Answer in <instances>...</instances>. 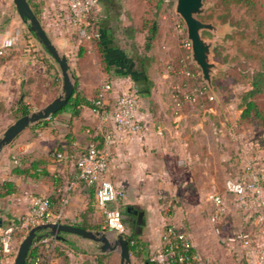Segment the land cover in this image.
<instances>
[{
	"label": "crops",
	"instance_id": "obj_1",
	"mask_svg": "<svg viewBox=\"0 0 264 264\" xmlns=\"http://www.w3.org/2000/svg\"><path fill=\"white\" fill-rule=\"evenodd\" d=\"M28 1L52 43L61 54L67 55L70 72L77 78L81 94L92 100L99 87L109 84V88L103 91V100L107 109L112 110L117 95L135 88L141 95L145 126L135 134L120 137L116 134L115 141L107 142L105 133L113 130V120L101 118L92 112L90 105L83 103L75 111L71 104H67L38 124H29L0 151V185L4 180H11L15 185L14 191L0 194V230L15 225L16 220L20 222L32 207V196L41 194L49 197L54 215L61 213L60 218L51 220L82 223L88 229L105 231L112 242L118 233L100 225L103 213L96 202L93 186L76 178L75 158L94 139L109 153L106 177L125 191V197L119 203L121 208L130 206L132 210L143 212L139 234L151 252L161 248L163 230L172 224L188 234L202 258V251L209 243L200 242L192 231L182 226L180 219L182 205H187V186H195L194 193L199 199L204 195L209 198L214 192L223 194L226 211L229 210L226 215L235 216L236 222L225 219L219 229L218 222L210 221V231L219 234L224 227L234 231V235L218 241L234 251L239 250V263V257H243L244 264H252L253 256L246 252L248 249L242 246L237 235L242 231L252 233L247 230V223L261 207L249 198L240 203L233 194L220 188L221 180L231 176L248 180L251 174H258L264 181V144L256 139L260 132L240 117L242 110L239 116H206L207 111L212 115L215 113L211 102L202 104L196 99L195 104H187L191 101L183 96L186 87L181 88L183 99L179 98L174 90L181 87L182 79L188 74L182 67L177 69L169 60L165 61V57L163 62L159 61L152 44L143 47L141 40L145 32L150 36L154 34L153 38L163 39L161 41L165 39L176 56L175 50L179 49L175 47L177 36L162 31L151 20L139 22L131 0H98L94 10L98 24L90 25V33L80 32L71 22L68 0ZM4 8L8 10L6 13ZM119 11H129V15L123 16ZM20 19L23 24L19 23ZM25 23L13 0H0V40L14 37L12 46L0 57V96L10 99L11 91L16 87L28 88L32 90L30 92L38 91L44 106L61 93L62 77L56 60L29 28L24 29ZM151 27L153 29L149 32ZM99 34L106 49L116 51L125 59L117 68L122 74L105 69L95 38ZM168 54V58L171 57ZM144 56H148L146 74L152 81L149 93L140 92L143 84L132 74L139 70ZM254 99L264 110V91ZM27 102L34 103V100L30 97ZM191 109L198 113L202 111L203 116H188ZM239 122L244 127L242 130H237ZM55 153L62 155L57 157ZM16 166L26 171L15 172ZM178 199L182 200V205H176ZM250 208L253 213L248 211ZM132 210H127V217L135 221ZM262 229L261 237L251 234L253 240L258 241L264 236ZM60 235L61 238L48 235L36 241L42 242V254L36 264H80L98 255L103 256L101 264H119L118 250L102 252L101 242L76 233L60 232ZM23 237L24 233L19 230L12 232L11 250L2 252L0 264L12 263ZM54 245L61 252L55 251ZM131 259L132 264L142 263L140 257L132 253ZM211 262L207 257L202 258V264Z\"/></svg>",
	"mask_w": 264,
	"mask_h": 264
},
{
	"label": "rangeland",
	"instance_id": "obj_2",
	"mask_svg": "<svg viewBox=\"0 0 264 264\" xmlns=\"http://www.w3.org/2000/svg\"><path fill=\"white\" fill-rule=\"evenodd\" d=\"M251 1L253 2L252 10L247 8L245 2L238 0H204L206 8L204 12L199 15V17L205 21H211L214 24H219L222 29L220 35L208 30H203L202 32L205 38L213 40L211 58L219 65V68L212 76V84L215 96H213L212 92L206 86L207 92L209 93V96H212V98L208 99L204 97L203 94L196 98L197 102L202 104L211 102L213 105V111H215V113L212 115L211 112L207 111V114H205L206 116H239L240 111L243 108L241 94L243 90L248 87L247 73L252 67L258 66L260 58L264 57V34L262 36L257 34V26L254 21L258 19L261 20V30L264 33V0ZM131 2L135 4V16L138 17L139 22H143L145 19L148 21L151 20L153 23H155V26H158L162 31L168 32L169 34H175V36H177L178 44H176L175 47L179 48L180 50L177 49L175 52L177 54L181 53V49L185 48L183 46V40L186 38V33L183 20L174 11L175 0H131ZM4 10L5 13L8 11L7 8H4ZM67 11L69 13L71 22H73L71 10L68 8ZM119 12L123 16L129 15V11L127 13H124V11ZM19 23L23 24L22 20L19 21ZM75 26L80 32H91L90 29L85 28L86 25L81 26V24L75 23ZM23 27L25 30H28V23L26 22ZM149 34L150 33L145 32V36H142V46L146 47L145 42L149 41V44H152L153 50L156 53L155 57L159 58V61L163 62L164 60H169L168 62L173 64V58H175L173 57L175 56L173 47L169 48L170 44H166L165 39L164 41H161L163 39L160 40L158 38H153L154 34L153 36H150ZM165 44L166 47L163 48ZM143 50L144 49H142V53H144ZM168 52L171 54V57L169 58H171L172 62L168 58ZM187 56L189 60L184 57H182L181 60L185 59V61L187 60L193 65L192 68L194 69L190 70L193 71L194 75L192 76L195 80L194 85L186 90L188 93L201 87L202 84L205 85V83L201 80L199 68L194 63L190 62L189 51ZM163 57H165L164 60L162 59ZM187 61L184 64L185 67L186 64L188 65ZM198 77L200 80H198ZM175 90V93H177L178 88L176 87ZM30 91L32 90L28 88L16 87L15 90L11 91L12 96L10 99H4L0 96V136L2 135L4 129L16 119L15 116L18 114L16 108L20 103L27 104L29 111H33L42 107L41 100L39 99L40 94L38 91ZM181 92L183 93V91ZM181 94L177 95L179 98L183 99ZM30 97L32 100H34V103L27 102ZM24 98H26V100ZM190 101L192 103L190 102L187 104L190 105L196 102L195 100ZM182 104L183 102H181L180 105ZM188 116H203V113L202 111L198 113L196 109H191ZM243 128L242 122H239L237 130H242ZM228 178L234 177L231 176ZM223 183L224 180L222 179L220 188L224 189ZM197 187L202 189L205 186ZM195 188V186H187L189 195L186 206L182 205V200L180 199H178V201H174L176 205L183 206L180 215L182 226L186 230L192 231L195 237L203 244L209 243V246L205 248L204 251H202V258L207 257L212 261L211 264H244L245 261L243 257H239L240 263L237 260V253L239 251L238 249L234 251L228 248L226 244H223V246L218 241L219 238L227 237L228 235L232 234L234 235V231L228 230L225 227L224 230L219 234H214L210 231V221H213L211 218L209 219V217L214 211L215 206L213 203V205L211 204V201L207 195H204L200 199L198 196L196 197L194 193ZM241 207L242 206L240 205L238 206L240 211H242ZM228 211L229 210L226 211L225 208L219 217V223L225 224V219H231V223L236 222L235 216L233 217L230 214L226 215ZM248 211L252 213L254 212L252 211V208H250ZM257 212L258 211H255V214ZM172 213H174V210ZM234 213L236 214L237 212ZM100 218V225L104 226V216ZM122 218L126 225V229L134 226V221L131 219L129 220L126 214L123 213ZM254 218L255 215L253 218H251L250 222L247 223V230H252V233H245H248L251 242L255 244L253 235L257 237H259V235L260 237L263 235V233L260 232V229L263 228L262 231L264 232V221L261 224H256L254 222ZM233 219L234 221H232ZM103 228L106 229L105 227ZM243 233L244 231L240 232V234Z\"/></svg>",
	"mask_w": 264,
	"mask_h": 264
},
{
	"label": "built area",
	"instance_id": "obj_3",
	"mask_svg": "<svg viewBox=\"0 0 264 264\" xmlns=\"http://www.w3.org/2000/svg\"><path fill=\"white\" fill-rule=\"evenodd\" d=\"M97 4L98 0H68V8L72 12L73 23L81 24V26L85 25L86 13L89 10H94ZM13 43V36L0 40V57L7 52ZM183 46L189 50L190 42L187 38L183 40ZM184 71L186 74L192 75V72L188 70ZM107 88H109V84H103L99 87L94 97V105L91 107L92 112L101 118H111L113 120V130L105 133V140L113 142L115 141L116 134L120 137L141 131L145 126V121L142 117V99L138 90L133 88L120 93L114 100L112 110H108L103 100V91ZM203 92L204 89L199 87L188 93L184 92L183 96L187 100H196ZM209 98H212V96L210 95ZM60 156L61 154L58 153V157ZM108 159V151L98 146L94 139H91L85 149L80 151L75 158L76 178L93 186L96 202L102 209L104 216V227L122 234L126 231V225L122 218V208L119 203L124 199L125 191L121 186L116 185L106 177ZM14 160L16 161L17 159L14 157ZM224 191L233 194L240 203L245 202L248 198L257 202L261 209L258 210L254 222L261 224L264 221V183H258L254 180L226 178L224 181ZM209 198L215 206L211 214V220L216 222L220 213L226 208L224 197L222 193L214 192L209 194ZM62 200L65 201V198L63 197ZM111 202L114 205H109ZM55 217L60 218L61 213L57 215L52 213L49 198L41 194L33 195L32 207L27 214L21 217L20 222L15 225L12 224L4 230H0L2 252H9L11 250L10 240L12 232L19 230L25 235L31 227L41 222L57 221L51 220ZM238 237L241 240L242 246L248 249L246 252L253 256L252 264H264V236L258 241L254 240L255 244L251 242L248 233L239 234ZM174 240H180L181 245L185 248H189L192 245L186 232L175 225L168 224L163 230L162 246L152 254L151 259L162 264L166 262L168 257L176 255L179 261L187 259L192 264H202V258L197 251H191L187 255L182 252L176 254ZM37 262L38 260H35L32 264H36Z\"/></svg>",
	"mask_w": 264,
	"mask_h": 264
},
{
	"label": "water",
	"instance_id": "obj_4",
	"mask_svg": "<svg viewBox=\"0 0 264 264\" xmlns=\"http://www.w3.org/2000/svg\"><path fill=\"white\" fill-rule=\"evenodd\" d=\"M13 3L19 16L28 23L29 29L32 31L37 41L58 63L62 77V84L61 93L55 96L51 101L36 110L29 111L19 116L4 129L0 136V151L29 124L49 118L52 114L67 105L74 90V76L70 72L67 55L61 54L52 43L28 0H13ZM205 8L206 5L204 0H175L174 4V11L183 20L186 38L190 42V62L194 63L199 68L201 80L209 88L213 96H215L212 76L219 68V65L211 58L213 40L205 38L202 32L203 30H208L220 35L222 29L219 24L205 21L199 17V15L204 12ZM127 210L131 211L132 208L128 206ZM132 211L136 214L134 232L140 233L143 212L136 209H133ZM39 231L42 232L39 233ZM60 232L76 233L95 241H99L101 242L100 249L102 252L111 250L119 251V264H132L129 245L121 233H118L116 238L110 242L105 231L91 230L73 223L58 221L41 222L31 227L20 240L11 264H25L27 253L33 243L48 235L55 238H61L62 236L60 235Z\"/></svg>",
	"mask_w": 264,
	"mask_h": 264
},
{
	"label": "trees",
	"instance_id": "obj_5",
	"mask_svg": "<svg viewBox=\"0 0 264 264\" xmlns=\"http://www.w3.org/2000/svg\"><path fill=\"white\" fill-rule=\"evenodd\" d=\"M238 1L245 2L248 9H250V10L253 9V2L251 0H238ZM96 16L97 15L93 9L89 10L86 13L85 21H87V24H85L86 26L84 25L86 29L87 28L89 29L91 24H96V25L98 24V22L96 20ZM254 21H255V24L257 26V28H256L257 34L259 36H262L264 33L261 30V26H262L261 20L258 19V20H254ZM152 29H153L152 27L149 28V32H151ZM95 38H96L99 50L102 52L103 61L105 64V69L108 72L111 69H114L115 74H118V75L122 74L123 72L117 71V68L119 66L123 65V61L125 59L121 58L116 51H113L112 49H106V43L101 39L100 34H99V36H95ZM145 44H146V48H148L150 46L149 41H146ZM188 51L189 50L187 48H182L181 53L176 54L172 65L177 69L182 67V68H184V70H188V71L192 72V75H194L193 71H191L194 69V68H192L193 65L190 64L186 60L188 62V65L186 64V67H185L184 66V64L186 63L185 59L181 60L182 57L188 59V56H187ZM147 57L148 56L142 57L139 70L136 71V73H132V74L134 75V77L138 81H141L140 83L143 84V87H141L142 90L141 91L139 90V91L140 92L145 91V92L149 93L152 81L150 80V78L146 74V62L145 61H147V59H148ZM127 74H128V72H127ZM198 80H200L199 77H198ZM73 82H74V90H73L72 96H71L68 104H71L73 106L74 111L77 110L78 105L82 104V103L88 104L92 107L94 105V98L92 100H89L81 94L80 90L78 89L77 78H74ZM194 82H195V80H194L193 76H191V75L185 76L182 79L181 87L178 89V91L180 93L177 91V94H181V91H182L181 88H183V87H186L189 89V87L194 85ZM247 84H248V87L246 89H244L242 94H241V100H242V107L243 108H242L240 117L247 124H249L251 127H253L257 132H260V135L256 139H257V141L262 142L264 144V111L260 108V106L258 105L256 100L254 99V97L257 94H260L264 91V57L260 58L258 66L252 67L251 70H249V72L247 73ZM201 88L204 89L203 96L209 99V93L207 92L206 85L202 84ZM174 91H176V90H174ZM66 106L67 105H65L64 107H66ZM64 107H62V109ZM16 109L18 112V114L15 116L16 118H18L19 116L29 112L28 105L25 103H20ZM36 124H38V123L36 122ZM55 154L58 157V153H55ZM60 154L62 155V153H60ZM14 171L22 173V172H25L26 170L16 166L14 168ZM236 179L242 180L240 178H236ZM248 180H254L258 183H264L263 178L261 176H258V174H251L249 176ZM14 190H15V185H14L13 181H11V180H4L0 185V194H7V193H10ZM50 205H51V202H50ZM123 213L126 215L128 214L126 206H124L122 209V214ZM222 213H220V215ZM220 215H219V217H220ZM16 221L17 222H15V224L19 222V220H16ZM218 221H219V218H218ZM218 221H216V222H218ZM134 224H135V221H134ZM76 225L86 228V226L82 223H76ZM217 227L219 229H221L219 222L217 223ZM122 235L127 240L130 253H132L136 257H140V259L142 261L141 264H160L157 261L151 259V256L154 252H151L149 250V248L147 247V243L141 240L140 234L134 232V226L129 227L128 230H126L125 232L122 233ZM50 242H52V240H50ZM41 244H42V242H40V241L32 244V246L29 248V251L27 253L25 264H32L33 261H35V260L39 261L40 260V257L42 254V251L40 248ZM53 248L55 249V251L61 252V250H59V247L57 245H54ZM174 248H175L176 254L178 252H182V253L187 255L191 251H196L193 244L189 248H185L181 245L180 240H176V241L174 240ZM1 254H2V250H1V243H0V255ZM102 259H103V256L98 255L93 260L85 259L80 264H101ZM162 264H192V262L187 260V259H184L183 261H179L177 259V256L174 255V256L168 257L166 262H164Z\"/></svg>",
	"mask_w": 264,
	"mask_h": 264
},
{
	"label": "flooded vegetation",
	"instance_id": "obj_6",
	"mask_svg": "<svg viewBox=\"0 0 264 264\" xmlns=\"http://www.w3.org/2000/svg\"><path fill=\"white\" fill-rule=\"evenodd\" d=\"M134 217H136V214H135V216Z\"/></svg>",
	"mask_w": 264,
	"mask_h": 264
}]
</instances>
